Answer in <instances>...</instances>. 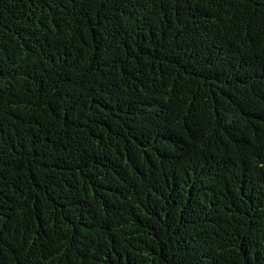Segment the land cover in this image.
<instances>
[{
  "label": "trees",
  "instance_id": "trees-1",
  "mask_svg": "<svg viewBox=\"0 0 264 264\" xmlns=\"http://www.w3.org/2000/svg\"><path fill=\"white\" fill-rule=\"evenodd\" d=\"M0 264H264V0H0Z\"/></svg>",
  "mask_w": 264,
  "mask_h": 264
}]
</instances>
